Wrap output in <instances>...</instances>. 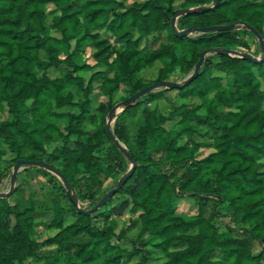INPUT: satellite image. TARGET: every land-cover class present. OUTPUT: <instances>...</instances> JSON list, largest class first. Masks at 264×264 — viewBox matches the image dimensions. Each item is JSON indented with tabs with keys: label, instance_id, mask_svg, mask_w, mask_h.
Wrapping results in <instances>:
<instances>
[{
	"label": "trees",
	"instance_id": "obj_1",
	"mask_svg": "<svg viewBox=\"0 0 264 264\" xmlns=\"http://www.w3.org/2000/svg\"><path fill=\"white\" fill-rule=\"evenodd\" d=\"M216 2L0 0L3 176L18 160L46 162L79 201L91 203L84 210L95 208L107 193L94 194L131 164L107 131L124 86L132 96L174 76L185 79L205 50H250L249 28L264 41V0H222L214 10L184 14L178 29L195 37L177 36V10ZM152 69V82L135 79ZM97 91L107 100L94 108ZM170 91L150 93L118 116L115 136L138 167L98 211L80 213L61 180L43 168L18 174L17 182L42 175L50 188L41 199L0 198V264H264L263 55L258 63L211 55L189 86L173 90L174 102ZM164 100L171 109H162ZM141 108L133 146L123 118ZM204 149L211 151L206 157ZM186 196L202 208L211 203L209 215L202 208L193 217L179 214L174 201ZM127 215L141 224L131 242L127 228L117 231Z\"/></svg>",
	"mask_w": 264,
	"mask_h": 264
},
{
	"label": "rangeland",
	"instance_id": "obj_2",
	"mask_svg": "<svg viewBox=\"0 0 264 264\" xmlns=\"http://www.w3.org/2000/svg\"><path fill=\"white\" fill-rule=\"evenodd\" d=\"M123 1H126L127 4H132L134 2H139L142 0H123ZM51 8L52 7H49V9H51ZM179 10H182V9H179ZM181 17L182 16H179L178 19H180ZM192 37H195V34H193ZM246 39L250 44V47H251L250 50H248V49L247 50L246 49H234V50H236L240 53L253 55L254 57H256L258 59L262 58L261 45H260L258 38L254 35V37L248 36ZM210 56L211 55H209L208 57H210ZM156 71H157V69H156ZM156 71L154 69L145 70L142 73L138 74L135 79L137 80L139 78H142V79L146 80L147 83H150L155 79ZM184 80L185 79H183L182 77H179V76H174L172 78V81L180 82V83L184 82ZM130 93H131V87L130 86H124L121 89V91H119V93H117L115 95L114 102L116 104L123 102L126 98L131 96ZM167 97L172 102H174L176 97H177V92L172 90L167 94ZM92 100H93V106H94V108H96L99 106L100 103L106 101L107 98L103 97L100 94V92L97 91L92 96ZM170 105L171 104L167 100H164L161 102V107H162V109H165V111L171 109ZM148 107L153 108L154 105H148ZM121 112H122V110L117 111L116 119H114V121L112 122V126H111L112 131H114V129H115L116 120H117L118 116L121 114ZM6 116H7V112L0 111V122L5 120ZM123 123H124L125 129L128 133V137H129L132 145L134 146L135 145V135H136L138 129L143 125L142 108L138 111V114L135 117H128V116L124 117ZM196 139L200 140L199 138H196ZM126 150H128V149L126 148ZM210 153H211V151L204 149L202 151V157H206ZM168 165H169V163L167 164V166ZM7 167H8V164L6 162L0 163V174L2 176V180L0 183V192H2V193L9 192L11 187H12V174H13L14 168H12V174H10L7 177L6 175L3 176V174L6 172ZM22 171H24V169ZM123 175L124 174L120 175L119 173L114 175V177L111 180L106 182L104 189L101 192V194L97 193V194H94V196L95 195L98 197L102 196L103 194L107 193L108 191L116 188L119 180L121 179V177ZM14 188H15L14 193H17L16 197H14V200H15V199H28L30 196L35 198V199H41L44 192H47L50 187H49V184L47 183V180L44 178V176L39 175V176L31 178V179H26L24 182H17L16 181L14 184ZM75 194L77 195L76 192H75ZM79 202H80V205L82 208L89 209V207L91 206L90 202H87V201L86 202L79 201ZM174 206L177 208V211L179 214H182L188 218L196 216L199 213L200 208H202L198 204V202L190 196L184 197L183 200L175 199ZM202 210H203L205 216H208L210 211H211V203H207L206 205H204ZM137 218H138V216L127 215L124 218H121L118 220L119 226L117 228V231L120 232L121 229L127 228V236L126 237H127L128 242L135 240L139 234L140 229H141V224L139 223V220H137ZM131 220H136V223L132 224ZM221 224H223L222 226H224L225 221L222 222ZM40 230L44 231L45 228L42 226L40 228ZM44 232L47 235L54 234L52 231H48V230H46Z\"/></svg>",
	"mask_w": 264,
	"mask_h": 264
},
{
	"label": "water",
	"instance_id": "obj_3",
	"mask_svg": "<svg viewBox=\"0 0 264 264\" xmlns=\"http://www.w3.org/2000/svg\"><path fill=\"white\" fill-rule=\"evenodd\" d=\"M222 2V0H217L215 5H209V6H201L198 8H192L188 10H177L175 12V17L172 19V26L179 37H191L194 33L191 30H182L180 31L178 29L177 23H178V18L179 16H183L184 14H192V13H205L211 10L216 9L219 4ZM234 28L233 25L229 26H212L209 28H202L196 31L198 34H206V33H212V32H219V31H226V30H232ZM249 30L255 34V36L258 38L260 45H261V50H262V55H263V60H264V44H263V39L261 35H259L256 31L252 30L249 28ZM225 54L228 56L232 57H239L245 60H251L255 63L262 62V58L258 59L254 57L253 55L250 54H244L240 53L236 50H223V49H209L205 50L200 54V59L197 62L195 69L193 73H191L188 77L185 78L184 82H175V81H162L158 82L155 84H152L136 94L126 98L123 102H120L116 104L110 111L108 117H107V131L112 139V141L116 142V144L121 148L123 153L129 158L130 160V168L128 171L121 177V179L118 182V186L110 191L107 192V194L103 197V199L98 203V205L91 209V210H84L79 202L78 196L75 194L72 186L70 185L69 181L65 178L64 175H62L55 167L52 165L43 162V161H33V160H18L15 166L13 167V174H12V187L9 192L7 193H2L0 192V198H9L15 191L14 184L16 182L18 174L25 168L27 167H37V168H43L51 173H53L55 176H57L64 187L66 188L67 192L69 193L72 202L74 205L77 207L78 211L80 213H84L85 215H90L93 212L98 211L101 209L118 191H120L123 186L128 182V180L132 177L135 169L138 167V164L136 161L133 159L131 154L126 150V147H124L116 138L114 131H112V122L114 119H116L117 116V111L122 110L124 111L126 107L128 106H133L135 105L139 100H141L144 96L161 91L163 89H168V90H180L183 89L187 86H189L199 75L201 68L204 66L205 61L209 55H214V54Z\"/></svg>",
	"mask_w": 264,
	"mask_h": 264
},
{
	"label": "crops",
	"instance_id": "obj_4",
	"mask_svg": "<svg viewBox=\"0 0 264 264\" xmlns=\"http://www.w3.org/2000/svg\"><path fill=\"white\" fill-rule=\"evenodd\" d=\"M129 117V116H128ZM122 145H124L125 146V144L124 143H122V142H120ZM126 147V146H125ZM18 177V176H17ZM17 181V180H16ZM1 183V182H0Z\"/></svg>",
	"mask_w": 264,
	"mask_h": 264
}]
</instances>
